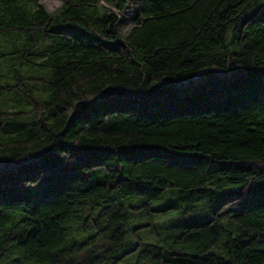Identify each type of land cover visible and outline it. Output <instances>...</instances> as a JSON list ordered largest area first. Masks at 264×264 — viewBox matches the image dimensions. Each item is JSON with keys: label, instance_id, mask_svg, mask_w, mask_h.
Returning a JSON list of instances; mask_svg holds the SVG:
<instances>
[{"label": "trees", "instance_id": "16d2710c", "mask_svg": "<svg viewBox=\"0 0 264 264\" xmlns=\"http://www.w3.org/2000/svg\"><path fill=\"white\" fill-rule=\"evenodd\" d=\"M111 3L0 0V264H264V0Z\"/></svg>", "mask_w": 264, "mask_h": 264}, {"label": "rangeland", "instance_id": "374dc122", "mask_svg": "<svg viewBox=\"0 0 264 264\" xmlns=\"http://www.w3.org/2000/svg\"><path fill=\"white\" fill-rule=\"evenodd\" d=\"M42 5H44L50 12L56 13L59 8L67 1V0H38ZM101 2L107 6H111V0H101ZM123 20L121 22V28L120 31L123 34H126L129 29L133 26L132 22V15L131 13H127L125 16H123ZM159 204H154L153 206L157 207ZM166 216H150L148 214H133L131 215L130 219V226L134 227L140 224H144L148 221H154L157 222L160 218H163ZM144 233V232H143ZM145 234V233H144ZM140 253L134 254L131 257L127 259V261L124 264H140Z\"/></svg>", "mask_w": 264, "mask_h": 264}, {"label": "water", "instance_id": "95a60500", "mask_svg": "<svg viewBox=\"0 0 264 264\" xmlns=\"http://www.w3.org/2000/svg\"><path fill=\"white\" fill-rule=\"evenodd\" d=\"M140 264H150V263H148V262L144 261V262H141Z\"/></svg>", "mask_w": 264, "mask_h": 264}]
</instances>
